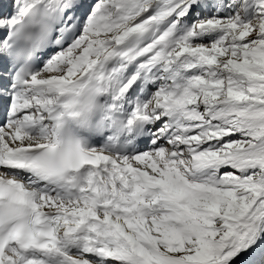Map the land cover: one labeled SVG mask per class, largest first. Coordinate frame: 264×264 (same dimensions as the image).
I'll return each instance as SVG.
<instances>
[{"label": "snow or ice", "instance_id": "1", "mask_svg": "<svg viewBox=\"0 0 264 264\" xmlns=\"http://www.w3.org/2000/svg\"><path fill=\"white\" fill-rule=\"evenodd\" d=\"M0 264H264V0H0Z\"/></svg>", "mask_w": 264, "mask_h": 264}]
</instances>
